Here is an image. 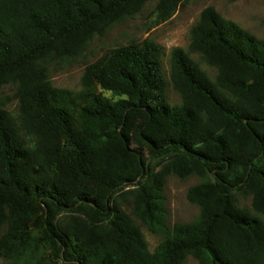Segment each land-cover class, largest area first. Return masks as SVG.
<instances>
[{
  "label": "trees",
  "instance_id": "16d2710c",
  "mask_svg": "<svg viewBox=\"0 0 264 264\" xmlns=\"http://www.w3.org/2000/svg\"><path fill=\"white\" fill-rule=\"evenodd\" d=\"M149 0H0V260L5 264H264V39L208 7L189 51L151 40L86 67L81 90L56 88L50 64L76 58ZM183 0H160L161 21ZM217 71L212 79L193 58ZM103 92H109L112 98ZM197 176L188 224H168L167 178ZM252 198V209L237 196ZM162 236L151 253L122 209Z\"/></svg>",
  "mask_w": 264,
  "mask_h": 264
},
{
  "label": "rangeland",
  "instance_id": "374dc122",
  "mask_svg": "<svg viewBox=\"0 0 264 264\" xmlns=\"http://www.w3.org/2000/svg\"><path fill=\"white\" fill-rule=\"evenodd\" d=\"M159 3L160 0H149L137 15L106 27L88 43L80 56L50 64L48 73L53 85L60 89L80 91L81 80L87 66L96 63L110 50L151 40L163 49V67L168 81L169 102L171 105H179L182 99L174 90L170 79V54L175 48L189 51L191 30L206 8H215L223 18L238 24L257 38L264 39V0H183L175 14L165 22L159 18ZM193 58L212 79L216 78L215 69L206 66L198 56L193 55ZM17 90L18 85L15 84L0 88V103L13 113L17 112L19 104ZM103 94L112 98L109 92ZM201 182L197 176L181 179L172 175L167 178L164 195L169 212L168 224L171 228L177 224L192 223L199 217L200 208L189 202L187 194L191 187ZM236 200L240 207L252 209L250 196H237ZM123 201L122 209L140 228L148 250L154 253L162 241V236L150 232L135 217L134 200L131 197H125ZM0 264L5 263L0 260ZM185 264H198V262L194 257L189 256Z\"/></svg>",
  "mask_w": 264,
  "mask_h": 264
}]
</instances>
